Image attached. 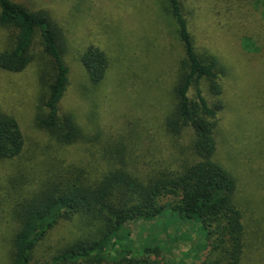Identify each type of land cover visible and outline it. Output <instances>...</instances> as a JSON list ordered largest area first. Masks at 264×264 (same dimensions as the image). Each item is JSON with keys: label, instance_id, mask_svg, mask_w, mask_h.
Returning <instances> with one entry per match:
<instances>
[{"label": "trees", "instance_id": "obj_1", "mask_svg": "<svg viewBox=\"0 0 264 264\" xmlns=\"http://www.w3.org/2000/svg\"><path fill=\"white\" fill-rule=\"evenodd\" d=\"M221 1L228 7L232 0H215L213 15L207 14L211 12L205 3L202 19L207 25L224 15L217 7ZM247 1L256 10L261 5L264 19V0ZM140 3H133L132 21H127L134 33L136 21L144 37L135 38L139 56L133 54L148 73L144 79L138 76L140 86L134 96L143 116L132 127L124 115L121 132L103 129V113L91 106L100 105L111 62L109 51L89 43L78 59L87 86L85 93L80 87L78 94H86L87 123L94 130L89 136L76 120L75 107L63 105L71 70L63 28L46 10L0 0V27L10 32L9 45L0 51V70L19 73L35 64L39 89L29 101L27 120L36 136L48 142L40 140L39 151H26L19 113L0 102V264H39L37 248L63 222L75 225L73 235L40 264H158L152 256L161 255L165 238L150 229L143 244L136 242L130 223H153L165 215L199 224L200 239L194 247L198 264H242L245 226L236 180L215 158L225 110L223 78L229 79L227 63L197 45L188 0L156 4L162 21H156L148 9L146 13ZM120 26L124 31L122 22ZM161 29L172 47L170 42L163 44L165 36L161 42L155 40ZM164 47L175 58L170 67L161 63ZM109 50L118 52L117 47ZM227 53L229 60L239 55L234 48ZM161 77L172 95L163 120L151 100ZM78 146L87 156L59 157ZM257 250L253 262L262 264L264 244Z\"/></svg>", "mask_w": 264, "mask_h": 264}, {"label": "rangeland", "instance_id": "obj_2", "mask_svg": "<svg viewBox=\"0 0 264 264\" xmlns=\"http://www.w3.org/2000/svg\"><path fill=\"white\" fill-rule=\"evenodd\" d=\"M14 1L24 4L31 10H46L63 28L67 39L66 61L71 68L70 85L63 99V105L75 107L76 120L86 128L89 136L94 134V130L92 125L87 123L88 99L86 94H78L80 87H84L83 93L87 87L84 86L83 69L78 59L89 43L109 51L111 62L107 83L101 88L100 105L97 103L96 108V104L92 102L91 109L96 113H103L100 122L107 132H121L120 124L124 120V115L128 116L130 126L133 127L139 117L143 116L137 105V99L134 98L140 86L138 76L144 79L148 73L133 55L139 56L135 38H141L143 35L139 34L140 29H137L136 21L134 22L136 33L133 32L132 25L128 26V21H132L129 17L132 14L133 3L138 6L140 2V8L146 9V13L148 9L150 13H154V17H157L156 21L159 19L162 21L161 12L155 8L161 0L159 2L156 0ZM188 2L193 14L190 22L195 20L193 30L197 45L200 49L205 46L221 55L222 57H219L224 59L228 66L226 69L229 79L223 78L225 110L221 113L217 141L219 145L215 158L236 180L237 200L245 226L242 264H257L253 260L258 254L257 249L264 244V19L260 14L262 7L259 5L256 10L247 0H232L227 2L228 7H226L221 1L217 7L224 15L219 20L216 18L213 21L215 23L207 25L202 19L205 3H208L211 12L207 14L213 15L212 3H216L215 0H188ZM142 17L145 20L146 14L144 13ZM119 20L126 27L124 31L120 23L117 24ZM93 23L94 25L97 23L95 25L97 27L94 28ZM141 27L143 28V25ZM9 35L7 29L0 27V51L9 45ZM154 36L155 40L158 39L160 42L161 36L167 37L163 44L169 45L170 42L172 47L173 43L165 29H161L159 34ZM112 47H117L118 52L109 50ZM120 47H124L122 51ZM232 48L236 49L240 56L232 55L233 58L229 60L227 51ZM235 58L236 60L232 61ZM174 59L169 54L168 48L164 47L162 65L170 67L174 64ZM38 89L35 64H30L19 73L0 70V102H5V106L10 111L19 113V120L24 125L22 128L26 137V151L39 147L40 140L44 144L48 143L46 137L41 139L40 136H36V132L27 120L31 117L29 101ZM170 89L169 83L161 77L155 84L151 98L153 109L162 120L171 108ZM190 93L193 94L192 91ZM5 98H8V101ZM33 136L36 137L31 138ZM165 145L166 142H163L162 147L165 148ZM79 148L81 146L72 147L68 152L59 154V157L73 159L76 156L86 155L83 149ZM37 150L39 151L38 148ZM36 158L41 156L37 155ZM153 223L138 220L131 222L130 225L132 238L141 244L148 239L150 229L153 234L165 238L161 255L152 256L158 260V264H166V261L172 259L176 260L177 264L199 263L200 260H196L194 256L195 244L200 239L198 233L200 226L197 222L172 219L170 215H165L155 218ZM74 229L75 225L72 222H63L52 231L51 236L37 248L36 258L39 264L59 244L70 238Z\"/></svg>", "mask_w": 264, "mask_h": 264}]
</instances>
